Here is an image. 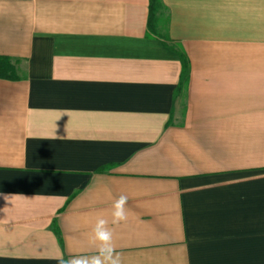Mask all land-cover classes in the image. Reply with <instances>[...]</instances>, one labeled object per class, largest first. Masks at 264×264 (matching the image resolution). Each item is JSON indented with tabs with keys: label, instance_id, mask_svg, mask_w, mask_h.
Here are the masks:
<instances>
[{
	"label": "crops",
	"instance_id": "crops-1",
	"mask_svg": "<svg viewBox=\"0 0 264 264\" xmlns=\"http://www.w3.org/2000/svg\"><path fill=\"white\" fill-rule=\"evenodd\" d=\"M161 3L0 0V264L94 254L120 195L123 264H264V0Z\"/></svg>",
	"mask_w": 264,
	"mask_h": 264
},
{
	"label": "clouds",
	"instance_id": "clouds-1",
	"mask_svg": "<svg viewBox=\"0 0 264 264\" xmlns=\"http://www.w3.org/2000/svg\"><path fill=\"white\" fill-rule=\"evenodd\" d=\"M156 38L153 36V39ZM127 203L128 197L120 195L113 201L111 220L103 216L96 219L88 237L90 245L95 250L94 254L72 255L65 259L63 253H60L53 258L58 261V264H123L122 254L116 250L114 243V230L109 227V223L119 225L127 222L129 216Z\"/></svg>",
	"mask_w": 264,
	"mask_h": 264
},
{
	"label": "trees",
	"instance_id": "trees-1",
	"mask_svg": "<svg viewBox=\"0 0 264 264\" xmlns=\"http://www.w3.org/2000/svg\"><path fill=\"white\" fill-rule=\"evenodd\" d=\"M163 9L161 0H149V21H148V38L158 37L157 21L158 14ZM169 42L170 40L167 39ZM175 51V49H173ZM181 62V81L177 89V96L183 94L189 82L190 62L183 51H176ZM0 79L7 81H17V68L15 63L8 57H0Z\"/></svg>",
	"mask_w": 264,
	"mask_h": 264
},
{
	"label": "rangeland",
	"instance_id": "rangeland-1",
	"mask_svg": "<svg viewBox=\"0 0 264 264\" xmlns=\"http://www.w3.org/2000/svg\"><path fill=\"white\" fill-rule=\"evenodd\" d=\"M164 36V35H163Z\"/></svg>",
	"mask_w": 264,
	"mask_h": 264
}]
</instances>
